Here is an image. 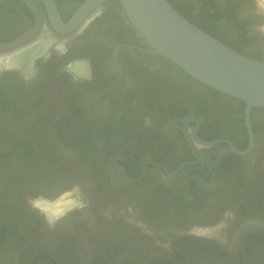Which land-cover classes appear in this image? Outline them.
I'll return each instance as SVG.
<instances>
[{"label":"flooded vegetation","instance_id":"flooded-vegetation-1","mask_svg":"<svg viewBox=\"0 0 264 264\" xmlns=\"http://www.w3.org/2000/svg\"><path fill=\"white\" fill-rule=\"evenodd\" d=\"M54 1L64 21L85 0ZM233 1L264 19L258 0ZM35 2L54 42L29 75L0 70V264H264V233H247L264 232V109L238 155L245 109L153 53L120 0L65 35ZM34 21L0 0V42ZM18 61L1 64L28 71Z\"/></svg>","mask_w":264,"mask_h":264},{"label":"water","instance_id":"water-1","mask_svg":"<svg viewBox=\"0 0 264 264\" xmlns=\"http://www.w3.org/2000/svg\"><path fill=\"white\" fill-rule=\"evenodd\" d=\"M22 1L35 16V21L32 27L13 41L0 42V70H23L29 75L36 60L46 53L54 40L50 37L46 40L38 39L46 26L42 11L35 0ZM42 1L50 27L56 33L65 35L77 30L96 9L112 0H85L67 21H63L54 0ZM120 2L131 25L152 48L153 53L170 60L199 83L246 104L245 120L249 147L240 151L227 142L232 152L238 155L249 153L254 144L250 122L251 111L254 108L264 109V62L236 52L200 29L181 15L168 0H120ZM258 7L264 13L263 1L258 0ZM259 30L264 36V24ZM39 41L45 43L44 51L28 58V71L22 64L17 66L1 64L5 58L29 49ZM222 141H202V143L211 146ZM249 232L264 233L259 230H251L247 233ZM246 234L240 240L242 250L243 238ZM202 240L209 241L204 238Z\"/></svg>","mask_w":264,"mask_h":264},{"label":"trees","instance_id":"trees-1","mask_svg":"<svg viewBox=\"0 0 264 264\" xmlns=\"http://www.w3.org/2000/svg\"><path fill=\"white\" fill-rule=\"evenodd\" d=\"M168 2L191 23L231 49L264 62V36L255 29L264 23V19L240 17L237 10L247 8V5L238 4L233 0H168ZM200 85L213 94L221 95L204 84ZM232 99L241 105L239 111L242 112L246 104Z\"/></svg>","mask_w":264,"mask_h":264},{"label":"bare ground","instance_id":"bare-ground-1","mask_svg":"<svg viewBox=\"0 0 264 264\" xmlns=\"http://www.w3.org/2000/svg\"><path fill=\"white\" fill-rule=\"evenodd\" d=\"M38 44H39V42L36 43L33 47H31V48H29L27 50L18 52L16 54H14L13 56H10L7 59L5 58L4 61H2V62H6L7 64L8 63L9 64H14V62L17 59H19L25 65H27L28 62H29L28 61V58L32 56V54L34 53V51L36 49H38V47H36V45H38ZM43 47H44V45H43ZM20 61H18V62H20ZM68 206H69V203H66V202H64L62 204H58V205H55V204H47V203L42 204V207H44L46 210L50 211L51 213H53L55 215H59L60 213H62Z\"/></svg>","mask_w":264,"mask_h":264},{"label":"rangeland","instance_id":"rangeland-1","mask_svg":"<svg viewBox=\"0 0 264 264\" xmlns=\"http://www.w3.org/2000/svg\"><path fill=\"white\" fill-rule=\"evenodd\" d=\"M261 1L264 2V0H261ZM82 64L85 66V69L87 70V67H88V66H87V65H88L87 62H83ZM52 198H56L57 200H59V199L61 198V196H58V197H52ZM55 201H56V200H55Z\"/></svg>","mask_w":264,"mask_h":264}]
</instances>
